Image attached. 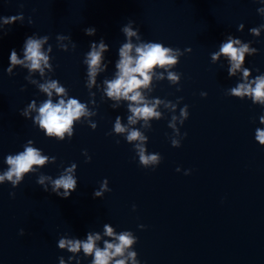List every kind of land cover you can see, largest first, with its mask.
I'll use <instances>...</instances> for the list:
<instances>
[{"label":"water","instance_id":"obj_1","mask_svg":"<svg viewBox=\"0 0 264 264\" xmlns=\"http://www.w3.org/2000/svg\"><path fill=\"white\" fill-rule=\"evenodd\" d=\"M259 6L256 0H0V15H25L23 25L13 24L6 35L0 34V169L5 154L22 150L27 139L57 157L43 172L57 175L61 162L78 165V187L68 199L44 192L35 175L15 189L0 185V264H58V256L69 254L56 246L60 234L83 236L106 222L137 235L135 250L146 264H264V146L254 140L261 108L225 95L236 78H228L226 65L212 64L209 55L232 33L253 41L259 53L246 57L247 66L264 71V33L255 38L248 32L262 22ZM128 19L136 21L146 40L192 49L176 66L183 73L181 90L164 80L152 93L173 101L182 96L180 106L188 104L190 113L180 128L187 136L178 148L169 140L170 114L152 122L147 148L162 156L155 170L139 166L123 137L105 135L116 115L125 116L124 106L114 110L110 102L100 103L94 131L76 125L70 141L57 142L19 114L31 99L43 98L35 97L31 85L21 91L26 70L17 69L11 77L4 72L10 49L19 51L32 32L49 34L55 77L70 94L87 100L81 60L89 40L104 36L110 45L106 55L114 59L124 39L120 26ZM241 22L245 28L238 32ZM87 26L96 27V36L84 34ZM57 33L71 35L75 51L56 49ZM201 91L207 96L201 97ZM82 149L88 150L90 162L85 163ZM188 168L191 174L184 175ZM104 177L111 192L93 199L92 191ZM138 224L147 227L141 230Z\"/></svg>","mask_w":264,"mask_h":264},{"label":"clouds","instance_id":"obj_2","mask_svg":"<svg viewBox=\"0 0 264 264\" xmlns=\"http://www.w3.org/2000/svg\"><path fill=\"white\" fill-rule=\"evenodd\" d=\"M7 2V0H5ZM260 5L256 11L261 18V23L248 28V32L255 38L264 33V0H256ZM20 4L19 8L23 9ZM35 11V10H33ZM25 15L19 11L14 15H0V34L6 35L13 24L23 25ZM28 25L33 23L31 15L27 17ZM243 22L237 26L238 32H243ZM124 39L120 42L116 57L110 59V45L104 36L98 40H89L87 51L83 53L81 63L85 66L84 86L87 89L88 99L70 94L68 87L55 77L53 43L49 34L32 32L27 35L19 51L10 49L8 64L4 72L8 76L16 75L17 69L26 70L21 86L24 91L27 85L33 86L37 91L35 97L24 107L19 109V114L30 120L32 126L42 132L46 138L57 142L71 140L76 125H87L91 130L97 128V121L93 119L98 114L100 103L110 102L112 109L121 106L126 108L125 116L116 115L111 129L105 135L123 137L132 145L133 159L138 158L139 166L155 170L162 160L159 152L149 151L147 148L149 137L146 132L152 128L153 121L165 118L170 114L167 127L172 130L169 136L172 147H180L181 141L187 132L180 128L189 118V105H181L182 96L176 100L161 98L152 95L157 84L167 80L170 86H176L180 91V81L183 73L176 70L180 58L186 53H191V47H173L162 41L146 40L136 21L128 19L127 23L120 26ZM88 37L96 36L95 26L82 29ZM252 40H242L240 37L227 33L220 40L218 47L212 51L210 62L226 65L228 78H236L234 86L225 89V95L248 100L253 105L261 108L259 126L255 128L254 140L264 146V71L259 68L247 66L246 57L259 53L257 47L252 46ZM77 45L69 34L57 33L55 35V48L64 51H75ZM111 66V70H110ZM253 72L256 74L253 75ZM107 73V74H106ZM102 77V79H98ZM99 93V102L97 101ZM201 97H206L207 92L201 91ZM255 122V120L253 121ZM120 143L119 139L115 141ZM22 150L5 154L0 169V185L8 183L13 189L18 187L26 176L35 175L36 183L44 192L54 194L61 199H68L77 190L78 176L75 161L58 165L59 172L53 176L42 171L49 164H56L55 155L46 154L42 148L36 146L33 139H27L22 145ZM85 163L92 157L87 149L81 150ZM181 172V167L175 169ZM192 169H183L184 175H190ZM111 192L109 180L104 177L98 182V187L93 189V199L104 197ZM15 192L10 191L9 196L14 198ZM133 211L136 205H132ZM147 226L138 224V229ZM19 235H24V229H19ZM137 235L130 229L117 231L111 223H104L101 230H88L83 236L73 235L69 232L60 234L56 240L58 249L69 253L57 257L58 264H146L142 261L135 245L138 243Z\"/></svg>","mask_w":264,"mask_h":264}]
</instances>
